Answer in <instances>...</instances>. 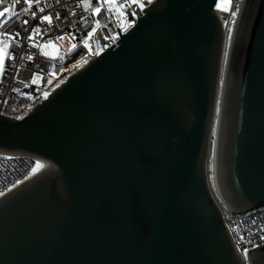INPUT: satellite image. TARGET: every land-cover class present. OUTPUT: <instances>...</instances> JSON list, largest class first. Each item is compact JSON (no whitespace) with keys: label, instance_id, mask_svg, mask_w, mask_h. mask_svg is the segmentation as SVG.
Here are the masks:
<instances>
[{"label":"water","instance_id":"obj_1","mask_svg":"<svg viewBox=\"0 0 264 264\" xmlns=\"http://www.w3.org/2000/svg\"><path fill=\"white\" fill-rule=\"evenodd\" d=\"M215 4L155 0L23 116L0 114V152L45 163L0 196V264H242L208 170ZM219 187L235 212L264 204V0L231 49ZM250 254L264 264V245Z\"/></svg>","mask_w":264,"mask_h":264},{"label":"built area","instance_id":"obj_2","mask_svg":"<svg viewBox=\"0 0 264 264\" xmlns=\"http://www.w3.org/2000/svg\"><path fill=\"white\" fill-rule=\"evenodd\" d=\"M154 1L148 3V0H142L145 4L143 10ZM8 2L10 0H6V4ZM123 2L124 0H115V4ZM217 2L218 0H216ZM246 3L247 0H231L230 11H237V5L239 6L234 24L230 22L232 19L230 12L218 10L216 4L214 6L223 27L224 56L225 53L231 52ZM86 4H90L91 7L86 8ZM23 6L26 5H18L17 10ZM40 6L45 8V12L38 13V16L49 13L54 16L59 12L60 19H54L52 25L47 23L39 25L42 32L45 29L47 31L42 36H37L35 43L43 45L47 40H55V37L60 35L65 36V40L45 47L43 51L48 53V56H45L39 47H33V41L27 39L30 28L37 25L39 20H31L30 15L21 17L30 20L29 32H25L18 21L11 22L12 31L19 30L21 35L18 37V44L10 42V48L5 49L6 52H14L15 59L5 57L4 74L0 76V114H7L5 108L11 99L26 100L30 104L29 109H31L32 106L45 98L44 92H47L49 96L71 74L80 70L117 42L121 38L117 28L123 35L138 23V15L145 14L138 6L133 5L130 9L122 10L125 15L120 17L114 12H109L107 10L109 5L104 4L101 12L94 15L92 7L101 6L98 0H59L58 3L57 0H42ZM0 10H2V6H0ZM133 11L136 13L135 16L131 14ZM97 20L100 21L99 25L95 24ZM225 21L230 22L231 40L228 38L229 32ZM93 27H96L97 31L91 38H88L87 33ZM69 34L74 39L69 40ZM106 36L111 38L105 39ZM71 44H76L77 47L69 51ZM85 44L88 46L86 47ZM28 55H32L33 59H26ZM21 56H24L25 59L21 60ZM33 77H35V83H33ZM49 80L51 83L48 82ZM31 102L33 103L31 104ZM37 162L43 166L33 173L32 168ZM44 166L43 160L29 155L0 152V196L40 172ZM211 188L239 252L242 264H252L251 250L264 245V240L260 239L261 236H264V231L261 230L264 229V204L235 212L223 196L219 185L211 181ZM241 236L244 237L243 241L239 240ZM245 248L248 249L247 257L243 252Z\"/></svg>","mask_w":264,"mask_h":264},{"label":"snow or ice","instance_id":"obj_3","mask_svg":"<svg viewBox=\"0 0 264 264\" xmlns=\"http://www.w3.org/2000/svg\"><path fill=\"white\" fill-rule=\"evenodd\" d=\"M58 2L59 0H57V3ZM98 2L101 3L100 7H92V13L94 15L99 14L101 12V8L103 7L104 4L109 5L107 9L109 12H114L117 16H120V17H123L125 15L124 11L122 10L130 9L133 5L138 6L141 10H143V8L145 7V4L142 2V0H124L123 3H119V4H115V0H98ZM151 2L152 0H148V3H151ZM41 3H42V0H10V2L6 4V0H0V6H2V10H0V45H3V47H0V76L4 74L5 57L9 59H15V53L11 51L6 52L5 49L10 48V42L18 44L19 43L18 37H20L21 35V32L19 30H16L14 32L12 31L11 22L18 21L21 25V28L25 32H29L28 26L30 25V20L27 18L22 19L21 17L30 15L31 20L38 19L39 23L30 28V34L28 35L27 39L30 41H33V47H39L41 53L45 56H48V53L43 51L45 47L49 45H54L56 42L65 40V36L60 35V36H56L55 40H47L43 45H37L35 43L36 37L42 36L47 31V29H45L42 32L39 25H42L45 23H47L48 25H52L54 19L55 20L60 19L59 12L55 13L54 16L51 13L38 16V13L45 12V8L40 6ZM21 4L26 5V6L19 7V9L17 10V6ZM87 7H91V5L86 4V8ZM216 8L224 12H230V15L232 18L230 22L231 24L235 23V17L237 15V11L239 10L238 5H237V11H230L231 0H218V2L216 3ZM131 14L133 16L136 15L134 11ZM230 22L225 21V26L228 27L229 40H231V32H232L231 27H229ZM95 24L99 25L100 21L99 20L95 21ZM96 31H97V28L93 27L92 30L87 33L88 38H91ZM109 38L111 37H108V36L105 37V39H109ZM68 39L72 40L74 39V37H72L69 34ZM85 46L87 47L88 45L85 44ZM76 47H77L76 44H71V48L69 49V51L74 50ZM225 55H227V53H225ZM20 59L23 60L25 59V57L21 56ZM26 59L32 60L33 56L28 55ZM48 82L51 83L50 80ZM33 83H35V77H33ZM43 95L46 98L48 96V93L44 92ZM217 111H219V109H217ZM214 134L215 133H213V135ZM42 166L43 165H41L40 162H37L35 167L32 168V172L33 173L36 172ZM261 230L264 231V229H261ZM260 239L264 240V236H261ZM239 240L243 241L244 237L243 236L239 237ZM243 252H244L245 257H247L248 249L247 248L243 249Z\"/></svg>","mask_w":264,"mask_h":264},{"label":"bare ground","instance_id":"obj_4","mask_svg":"<svg viewBox=\"0 0 264 264\" xmlns=\"http://www.w3.org/2000/svg\"><path fill=\"white\" fill-rule=\"evenodd\" d=\"M227 57L228 59L226 60L225 64L223 65L221 63L219 79H218L219 92L217 91L213 120L209 134L208 170L211 181L216 185H219L220 139H221L222 122H223V107L226 97L227 79H228L230 61H231V52L227 53ZM219 83H220V87H219ZM217 109H219V111H217ZM213 133L215 134L213 135Z\"/></svg>","mask_w":264,"mask_h":264},{"label":"trees","instance_id":"obj_5","mask_svg":"<svg viewBox=\"0 0 264 264\" xmlns=\"http://www.w3.org/2000/svg\"><path fill=\"white\" fill-rule=\"evenodd\" d=\"M29 103L23 99H15L9 102L5 108V112L16 117L23 116L29 110Z\"/></svg>","mask_w":264,"mask_h":264},{"label":"rangeland","instance_id":"obj_6","mask_svg":"<svg viewBox=\"0 0 264 264\" xmlns=\"http://www.w3.org/2000/svg\"><path fill=\"white\" fill-rule=\"evenodd\" d=\"M228 59V57H227V55H225L224 56V54H223V58H222V64L224 65L225 64V62H226V60ZM220 83H221V81H220ZM220 83H219V87H220ZM218 92H219V90H218ZM11 100H15V99H11ZM33 102H31V104H32ZM30 105V104H29Z\"/></svg>","mask_w":264,"mask_h":264}]
</instances>
